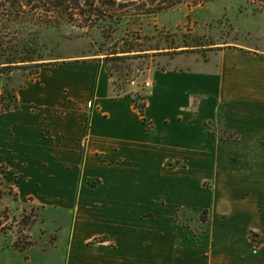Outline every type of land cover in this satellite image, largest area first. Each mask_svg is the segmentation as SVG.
Wrapping results in <instances>:
<instances>
[{"label": "crops", "instance_id": "obj_1", "mask_svg": "<svg viewBox=\"0 0 264 264\" xmlns=\"http://www.w3.org/2000/svg\"><path fill=\"white\" fill-rule=\"evenodd\" d=\"M142 16L136 35L153 36V21L166 26L161 14ZM198 48L112 54L150 59L130 88L105 54L46 61L12 111L1 109L0 74V179L52 237L21 250L0 236V264H264V222L241 219L264 206V53L230 42ZM205 161L214 172L201 176ZM220 170L229 188L202 190ZM205 209L200 236L182 217Z\"/></svg>", "mask_w": 264, "mask_h": 264}, {"label": "rangeland", "instance_id": "obj_2", "mask_svg": "<svg viewBox=\"0 0 264 264\" xmlns=\"http://www.w3.org/2000/svg\"><path fill=\"white\" fill-rule=\"evenodd\" d=\"M113 2L111 12L114 15L98 8V3L92 5L80 0L81 5L77 6L72 0L66 10H54L47 16L42 10L27 11L26 21L17 19L10 13L7 15L6 11L0 9V32L5 34L3 36L5 46L8 48L7 51L12 53L11 56L19 55L25 40H28L31 46L36 47L39 44L47 62L58 57L81 59L84 55H108L106 60L110 71L114 72L118 80L126 84L127 88L134 87L130 83L127 84V81L140 78L142 70L148 67L149 58L131 61L133 59L129 60L128 57L122 59L112 55L123 49L150 46L161 48L166 44L173 46L178 44L179 46L194 45L200 47L198 51L206 53L207 50L213 49L215 44L230 42L258 49L264 53V6L262 7L260 0H146V2L114 0ZM81 9L86 11V15L81 14L83 13ZM142 14H152V17L161 14L160 23L166 26L160 29L153 21L151 22L155 32L153 36L136 35L133 27L144 23L138 21L144 18ZM136 15L141 16L136 17ZM39 16L50 21V25L42 24L38 19ZM134 17L137 19L135 20ZM3 18H11L12 21L4 27L7 21L4 22ZM35 63H31V66ZM130 65L132 71L129 73ZM28 72L24 69H10L9 76L13 84H19L29 78L25 76ZM128 74L130 75L127 76ZM199 169L201 176L214 172V166L207 161L203 162ZM220 173L222 174L221 170ZM219 177V181L203 180L200 188L202 190L216 188L218 191L229 188L225 174ZM256 202L261 205L264 203V198L259 196ZM211 203L214 207V202ZM263 209L264 206L260 207V210L245 214L246 217L241 219L246 224L262 227ZM201 211L198 215L191 213L182 217L183 222L191 227V231L200 236L206 230V223L201 219ZM38 222L42 223L38 209L31 203L20 201L13 187L0 179V236L6 237L10 243L14 241L15 246L21 250H26L36 242L48 244L52 237L43 239V234L49 230L44 224H40V228L39 226L37 229L34 228Z\"/></svg>", "mask_w": 264, "mask_h": 264}, {"label": "trees", "instance_id": "obj_3", "mask_svg": "<svg viewBox=\"0 0 264 264\" xmlns=\"http://www.w3.org/2000/svg\"><path fill=\"white\" fill-rule=\"evenodd\" d=\"M76 2L77 6L81 5L80 0H73ZM85 3H91L92 5L98 3V8L101 10H111L113 6L114 0H84ZM262 2V7L264 6V0H260ZM72 0H0V9L2 11H6V14L15 15L17 19L21 18L22 20H27V11H39L42 10L45 12V16L48 13L53 12L54 10L61 9L62 11L68 8V4H70ZM103 8V9H102ZM82 10V9H81ZM14 11V12H13ZM85 14L86 11L82 10ZM86 15V14H85ZM4 19V27L8 25L9 21H12L11 18H3ZM43 23H48L50 25V21L45 20L43 16L38 17ZM0 74L5 76V82L3 86V92L1 95V109L2 111H12L19 107V100L17 96L18 89L23 85V82L19 84H13L12 79L9 76L10 69H24L29 71L28 74H25L27 77L34 76L39 73L40 68L46 63L45 56L41 53V48L38 46H31L28 40H25L22 45V50L19 52L17 56H11L12 53L7 51V47L5 46V40L3 32H0ZM12 49V48H11ZM59 58V57H58ZM36 62L34 66H31V63ZM115 84V83H114ZM117 85V84H116ZM136 106L143 110V104L139 102L136 98L135 100ZM236 137V133H223V136ZM208 217V210L205 209L201 213L202 221L206 222ZM259 237V239H258ZM250 239L253 245L259 246L263 243V237L255 232H251Z\"/></svg>", "mask_w": 264, "mask_h": 264}, {"label": "built area", "instance_id": "obj_4", "mask_svg": "<svg viewBox=\"0 0 264 264\" xmlns=\"http://www.w3.org/2000/svg\"><path fill=\"white\" fill-rule=\"evenodd\" d=\"M131 84H132L133 86H137V82L134 81V80L131 82ZM144 86H145V87H149V86H151V83H150L149 81H146V82L144 83Z\"/></svg>", "mask_w": 264, "mask_h": 264}]
</instances>
